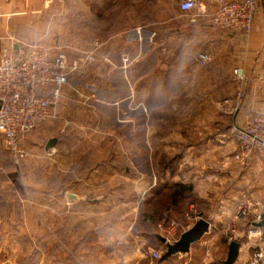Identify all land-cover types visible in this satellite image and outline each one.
<instances>
[{
    "label": "crops",
    "instance_id": "0c3cea01",
    "mask_svg": "<svg viewBox=\"0 0 264 264\" xmlns=\"http://www.w3.org/2000/svg\"><path fill=\"white\" fill-rule=\"evenodd\" d=\"M144 4L145 0H0V47L27 51L38 46L50 56L65 54L71 63L80 64L55 101L52 118L24 140L30 151L23 168L25 188L38 205L34 210L40 219L47 224L56 221L50 230L39 227V236L46 238L41 263H48L49 250H55L56 264H191L194 245L203 252L200 264H223L227 257V231L238 224L232 202L231 209L220 206L224 214L206 217L209 231L188 254L160 262L152 253L163 254L159 223L184 224L185 214L177 211V204H190L203 218V152L214 145L211 140L203 146V105H217L226 98L217 78L230 79L232 87V71L242 68L248 78L244 109L264 112V0L249 34L216 29L210 14L219 4L203 0L195 10L199 15L183 23V30L168 29L166 46L154 41L158 14L155 21L145 20ZM151 4L159 11V0ZM129 10L135 14L129 16ZM192 27L201 28L202 53L214 58L204 73L218 84L215 98L204 93L209 81L197 71L200 51H195L192 40L197 38L192 35L200 32ZM93 51L98 59L86 62ZM124 55L134 59L126 69ZM183 77L193 79L192 84L177 82ZM149 79L154 80L152 94L144 86ZM243 115L239 112L237 119ZM224 138L218 135L216 142ZM53 139L54 148H42ZM132 140L135 148L129 145ZM164 154L177 156L176 162L161 165ZM139 156L144 157L140 163ZM43 167L55 169L56 176L46 177ZM157 167L160 179L139 173L155 172ZM10 168L2 172L13 195H1L0 186V211L7 210L9 214L1 215L13 223L21 202L15 200ZM44 185L51 191L43 190ZM20 188L26 193L24 186ZM41 193L50 195L34 200ZM229 195L221 197V204ZM29 221L34 227L32 216ZM4 226L0 233H5ZM250 254L248 243H241L235 264H247Z\"/></svg>",
    "mask_w": 264,
    "mask_h": 264
},
{
    "label": "built area",
    "instance_id": "2783aa9c",
    "mask_svg": "<svg viewBox=\"0 0 264 264\" xmlns=\"http://www.w3.org/2000/svg\"><path fill=\"white\" fill-rule=\"evenodd\" d=\"M216 2L219 8L212 16L215 27L222 31L238 33L252 31L261 0ZM197 4L198 0H182L178 4V11L192 21L196 16L193 12ZM98 46L100 44L96 43V47ZM29 48L25 51L19 47V51H16L14 45L0 47V136L6 151L17 166L28 155L23 147L25 137L52 118L55 101L60 98L62 89L70 84L79 67L77 62L71 63L65 54L50 56L38 46ZM98 57L99 54L93 51L87 59L89 62H96ZM105 61L108 59L105 58ZM211 61L212 57L207 53L200 54L197 58L198 66L203 69L207 68ZM133 62V58L124 55L122 68L126 69ZM233 74L239 82V88L233 105L226 109V113L235 115L234 124L231 126V135L237 144L235 160L241 164L254 159L264 162V112L243 108L246 76L240 68L235 69ZM241 111L244 115L238 120L236 114ZM248 198L247 195L240 198L243 214L236 216L237 220L242 218L246 223V232L241 234L236 228H231L227 231V238L229 242H234L246 236L251 249L247 264H264V228L256 227L264 218V198ZM200 218L201 216L191 209L185 214L183 225L175 222L159 223L157 235L162 236L166 244L172 245ZM162 255L152 253L156 260Z\"/></svg>",
    "mask_w": 264,
    "mask_h": 264
},
{
    "label": "rangeland",
    "instance_id": "374dc122",
    "mask_svg": "<svg viewBox=\"0 0 264 264\" xmlns=\"http://www.w3.org/2000/svg\"><path fill=\"white\" fill-rule=\"evenodd\" d=\"M130 1V0H129ZM180 0H159V11H156L154 9V5L152 6L151 0H145L144 4V18L145 20H151L154 19L155 16L158 14V23H155L157 27V36L154 38V41H160L159 43H164V46L167 45V38L166 34L169 32V28H176V31L179 32L180 30H183L182 24H189V21L191 20L189 17L183 16L178 11V4ZM203 2V0H198V8L200 3ZM260 4L257 7V11L259 9ZM256 11V14H257ZM198 10L194 11L193 14L199 15ZM215 11H212L210 16L212 18ZM129 16L131 14H135V11H128ZM255 14V17H256ZM203 19V14L202 18ZM255 22V19H254ZM148 25V24H147ZM151 25V24H150ZM149 25V26H150ZM215 27V26H214ZM216 29L220 30L219 28L215 27ZM193 32H200L195 33V35H192L196 37L197 39H193V45L196 46L195 51H200L196 55V61L195 64H197V58L200 54H203V34L201 33V28L195 29L192 27ZM253 30V29H252ZM222 31V30H220ZM252 32V31H251ZM249 32V33H251ZM249 33H243V34H249ZM191 41V40H190ZM201 43V44H200ZM155 46L156 43H155ZM191 46V43H190ZM161 48V47H158ZM211 63L214 61L213 56ZM88 63V60H86ZM209 63V65L211 64ZM203 69L198 66L197 71L203 72V79L208 78L209 85H206L207 88L204 90V93H206L207 97L215 98L217 97V83L216 80H214V77H207L205 75V71L208 70V67ZM78 69L80 68V64L78 63ZM195 68V67H194ZM242 69V68H241ZM243 70V69H242ZM76 71V72H77ZM195 71V72H197ZM234 70L232 71L231 76V84L232 87L229 85L230 79L227 81V79L222 78L219 76L217 79L219 80V86L222 87L221 94H225V99L221 102H219L217 105L211 104V106H205L203 105V146H206L207 141H213L214 145L210 148L209 152L206 154V151L203 152V218L206 219V217H214L217 214H224L221 212L220 206H225L228 209H231V206L229 203L236 204V207H234V214H243V210L241 208L242 203H240V198L245 197L247 195L250 198H264V162L261 160H251L249 162H246L245 164H241L240 162H237L235 160V154H236V146L235 141L232 138L231 135V126L234 124L233 118L235 115H229L226 113V109L233 105V101L238 93L239 88V82L234 77L233 74ZM245 74V72H244ZM246 76V74H245ZM247 76H246V82L244 84L245 87V97L243 101V108L246 100V86H247ZM189 80V81H188ZM193 79L183 77L179 78L177 82H180V84H192ZM154 80L149 79L144 82V86L146 87L147 91H150L152 94V83ZM195 84L190 86L191 88L194 87ZM149 93V92H148ZM203 93V94H204ZM226 101L228 104H226ZM213 105V106H212ZM246 109V108H245ZM251 110L250 108H247ZM256 111V110H255ZM237 116V114H236ZM235 120V119H234ZM49 122V121H48ZM47 123V122H46ZM45 123V124H46ZM43 124V125H45ZM42 125V126H43ZM40 126V127H42ZM39 127V128H40ZM37 128L34 132H32L30 135L36 133V131L39 129ZM36 135V134H35ZM34 135V136H35ZM218 135H223L225 138L223 140V143L216 142V137ZM28 136V135H27ZM26 136V137H27ZM25 137V138H26ZM227 139H229V142H234V145L230 143H226ZM25 140V139H24ZM129 144L133 148H135V140L130 141ZM210 144V142H209ZM33 147L32 145H30ZM47 146V145H46ZM42 144V148H46ZM216 146L217 149L215 148ZM23 147L25 148L27 152V157L23 160V162L17 166L13 163L11 155L6 151L3 140L0 136V186H1V195L8 196L13 195L10 193L9 189H7L6 185V176L2 172L3 170H6V168L13 167L14 175L13 177L15 180L13 181L12 187L16 188L15 192V200H18L21 202V206L17 208L14 215V221L7 222L6 216H3L1 214H9L7 210L0 211V226L5 223V233H0V264H45L41 263V250L43 247H41V244L45 242L46 238L39 236V227L41 224L43 226L47 225L48 230L52 229L53 226L55 227L56 221L53 220L47 224L46 221H43L40 219V214L38 210H34L35 206H38L37 203L32 202L31 196H29V193L25 187V184H28L27 176L24 174V166L29 156V147L27 144H24L23 141ZM221 147H225L224 151L221 149ZM40 148V146H39ZM29 151V152H28ZM204 151V150H203ZM134 154V152L132 151ZM131 159V166L134 168L136 164L135 156L131 155L129 156ZM144 158L143 156H139L137 160H139V163L141 162V159ZM153 156H151L152 160ZM177 156H168L167 154H164L161 157V165L167 167V164L170 163V165H173L174 162H176ZM160 165V162H158ZM145 161H144V168H145ZM45 167V166H44ZM43 167V169H44ZM136 168V167H135ZM11 169V168H10ZM44 175L46 177L56 176V170H49V168L44 169ZM132 170V169H131ZM124 172V171H123ZM134 172V171H132ZM141 175L143 174L144 178L147 177H154L156 176L157 179L161 178L162 171L158 172V167L156 168L155 172L141 170L139 172ZM125 174V173H124ZM52 177V178H53ZM29 180V179H28ZM27 181V182H26ZM16 186V187H15ZM24 186V190L26 193L21 190L20 187ZM39 191L41 190L38 188ZM43 190H49L47 186L44 185ZM133 190L130 189V192ZM13 191V189H12ZM61 191V189L58 190V193ZM237 191V193H236ZM231 192L233 195H231ZM229 195L226 199V203L221 204V197L223 195ZM40 197L34 198V200H39L41 197L43 200L48 197L50 194L48 193H41L39 194ZM55 198L56 192L51 194ZM234 196V197H233ZM237 196V197H236ZM233 197V198H232ZM30 198V199H29ZM167 199V196L163 199L164 201ZM13 200V198H12ZM252 200V199H250ZM135 201V200H134ZM244 201V200H243ZM242 201V202H243ZM190 204H177L176 209L181 214H186L190 212L191 205ZM226 208V209H227ZM29 216H32L35 220L34 227L30 224ZM4 219H3V218ZM236 229L242 234L246 232V223L242 220V218L238 219V224L235 226ZM0 230H2V227H0ZM10 232V236L8 237V232ZM38 230V231H36ZM30 232H32V236H30ZM51 233V232H50ZM9 241V244L7 243ZM241 243H249L246 236H243L240 240H238ZM193 261L195 260V263L191 264H200L199 260L203 257V252L198 248V246H193ZM10 249V253H9ZM165 246L162 248L163 253L165 252ZM49 256L45 258V260L48 262L46 264H56L55 263V257H56V251L49 250ZM44 262V261H43Z\"/></svg>",
    "mask_w": 264,
    "mask_h": 264
},
{
    "label": "water",
    "instance_id": "95a60500",
    "mask_svg": "<svg viewBox=\"0 0 264 264\" xmlns=\"http://www.w3.org/2000/svg\"><path fill=\"white\" fill-rule=\"evenodd\" d=\"M56 143V139L50 140L46 149L49 150L54 148ZM69 198L72 201L77 199V197L73 195H69ZM209 225V222L201 217L191 228H189V230L181 235L176 243L172 245L166 244V240L162 236L157 235L158 240L165 245L166 249L160 258V262H166L171 257L178 254H188L192 245L200 242L204 235L208 233ZM256 227L264 228V218L261 222L256 224ZM240 249L241 243L239 241L231 242L228 248L227 257L223 261V264H235L239 258Z\"/></svg>",
    "mask_w": 264,
    "mask_h": 264
}]
</instances>
